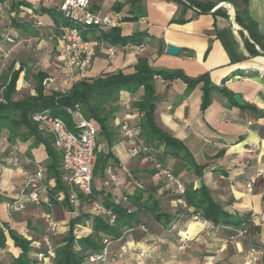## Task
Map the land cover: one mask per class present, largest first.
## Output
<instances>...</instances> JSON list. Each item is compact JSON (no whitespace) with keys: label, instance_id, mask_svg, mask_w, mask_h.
I'll return each mask as SVG.
<instances>
[{"label":"crops","instance_id":"0c3cea01","mask_svg":"<svg viewBox=\"0 0 264 264\" xmlns=\"http://www.w3.org/2000/svg\"><path fill=\"white\" fill-rule=\"evenodd\" d=\"M104 1L98 0L96 6L92 5V10L99 11L96 9H100ZM191 1L215 6L210 11L200 12L176 0H144L141 14L136 19L139 24L137 32L145 33L141 44L115 47L116 53L111 59L102 52L97 53L92 68L81 80L117 72L132 75L140 58H145L153 69L179 70L188 78L207 75L216 90L204 111H201L202 84L188 87L178 79H154L156 125L180 141L201 168L197 175L190 167L180 171L174 159L169 158L166 163L169 168L178 170L184 188L196 190L204 186L212 201L231 219H249L250 215L264 214V56L250 54L245 46V39L249 40L248 32L237 25L232 15L245 8L247 17L256 25L264 41V0H246V6L244 0ZM112 6L107 5L101 15L114 11ZM228 6H231L232 14ZM51 9L55 15L58 14L54 7ZM45 10L48 9L36 11L27 0L0 1V80L2 73H7L5 77L10 78L12 72L21 68L16 89L23 88L25 81L40 71H35L39 63L44 70H52L50 62L54 58L56 75L50 77L52 74L41 72L46 73V79L50 77L57 81L47 87L42 86L45 93L61 90L56 27L54 18ZM216 10L218 12L215 13ZM28 11L43 23L42 27L32 24ZM121 13L126 18L133 15L127 4L122 6ZM159 43L162 44L160 49ZM168 45L179 49L177 56L166 54ZM254 47L260 51L258 46ZM224 92L232 99L223 96ZM34 94L33 90L31 95ZM141 94L142 90L131 96V100H136ZM235 96L241 99L242 105L233 100ZM125 104L119 103L120 113L110 124L117 129L118 140L109 149L101 142L102 150L109 151L117 162L113 168L117 190L114 191V186L103 188L94 182V178L92 187L96 192L104 190L99 199L109 194L108 200L114 204H120L119 195L130 194L134 188L147 190L158 187L155 198L160 202L161 210L172 215L181 206L173 198L176 195L174 186L162 181L164 177L149 176L147 169L142 167L148 161H138L127 152L132 143L122 137L118 127ZM132 115L133 125L139 132L140 115ZM40 132L42 138L51 142L49 134ZM13 157L18 158L17 163L11 161ZM47 163L44 146L33 137L25 142L17 140L14 144L7 141L6 135L0 138V264H12L21 253L10 238L9 230L28 237L32 247L44 249L45 236L40 237V231H47L50 218L58 224V242L68 231L73 215L62 204L50 202V205L37 206L20 196L25 175L32 173L37 165L45 169V179L51 188L54 187V180L47 175ZM250 181L253 182L252 190L247 192L245 185ZM142 182L149 186L146 188ZM18 199H21L20 203L12 204ZM83 205L88 207L87 215L92 217L89 205L80 207ZM142 221L145 225L132 226L118 239L111 240V254L117 253L122 245H127L129 252L110 264H135L132 253L135 249L148 254L147 264H240L252 246L264 243V224L249 223L244 230L233 225H219L208 230L199 221L184 219L176 232L167 235L150 217L142 216ZM74 230L76 238L88 236L91 233L90 221L84 226H75ZM154 235H165L168 242L154 248ZM53 245L56 247L55 243ZM38 254L41 253L30 256L37 260ZM37 264L53 263L48 260ZM83 264L89 263L85 261Z\"/></svg>","mask_w":264,"mask_h":264},{"label":"trees","instance_id":"16d2710c","mask_svg":"<svg viewBox=\"0 0 264 264\" xmlns=\"http://www.w3.org/2000/svg\"><path fill=\"white\" fill-rule=\"evenodd\" d=\"M143 1L126 0V4L130 6V13L133 15L131 18H124L123 21L136 20L141 14L140 10ZM176 1L182 5L187 3L189 6L200 10V12L210 11L215 6V4H202L191 0ZM25 6L30 7L29 4ZM122 6L121 4H113L112 9L115 12H121ZM244 6H246V0H244ZM45 12L54 18L56 34L57 27L67 22L62 19L59 13L55 15L53 9L45 10ZM234 21L248 32L249 40L245 39V46L250 54L264 56V41L257 32L256 25L247 17L245 8L241 12L235 11ZM144 36L145 33L142 32L122 35L119 27L100 30L98 38L112 46L121 47L128 44L140 45ZM159 44L160 49L162 44ZM254 46H258L260 51L255 50ZM134 69L135 72L132 75H124L121 72H117L101 75L93 79L80 80L63 93H45L41 83L46 76L37 74L38 81L34 90L35 94L24 95L19 100H14L13 96L22 69L19 68L17 71L12 72L10 78H1L0 138L6 135L7 141L10 144H14L17 140L25 142L29 137H33L34 140L39 141L44 146L48 158V163L46 164L47 175L55 183L54 187L49 191L51 203H59L57 197L62 194L64 201L61 204L65 210H70L66 200L68 192L62 182V173L60 172V154L54 150L47 138H42L37 125L30 120L31 114L42 110H49L53 116L59 117L69 124L65 108L79 105L83 116L91 120L97 127L99 142H104L107 149H109L118 140V134L110 123L119 111V103L130 104L132 109H135L140 115L137 125L139 129L138 136L141 137L143 145L147 148V152L139 153L133 158L143 161L147 157L152 156L162 168L169 169L179 181L178 170L167 166L166 161L169 158L177 162L180 171L190 167L195 170L197 175L199 174L201 167L194 162L186 147L156 125L154 119L156 96L153 83L154 79L158 77L164 81L178 79L183 81L188 87L202 84L201 111L209 107L211 94L216 90V87L211 84L207 75L192 79L183 75L179 70L153 69L145 58L138 59ZM140 90H142L140 98L137 101H132L131 96H135ZM223 96L228 97L230 100L232 99V96L228 93L224 92ZM116 165L117 162L109 151H96L92 166V177L103 179L105 168L107 166L114 168ZM148 165L150 166V168H147L148 175H155L156 171L152 163L148 162ZM157 189L158 187L148 188L147 190L134 188L130 194H124L128 200L129 212L121 203L114 204L108 200L109 194L99 199L98 196H102L105 193L103 189L99 192L92 189V196L80 195L81 205L88 204L89 199H96L105 208L112 211L115 219L110 224L105 217H90L84 214L74 215L69 220L68 231L65 236L62 237L61 241L55 243V258L52 259V263L83 264L89 255L100 251L103 239L115 240L132 226L145 225V222L142 221V216L150 217L161 226L162 230L167 229L181 215L188 217L195 213H199L203 219L214 226L233 225L240 227L248 221V219H231L227 213L212 201L204 186L196 190L185 188L182 195L176 194L173 198L180 203H184V207L182 205L178 206L175 213L170 215L161 210L160 202L155 198ZM88 221H90L91 233L86 237L76 238L73 234L74 227L77 225L84 226ZM8 232L14 245L21 249L20 255L13 259L12 264H37L36 258H32L30 255L44 253L45 249L32 247L28 237L19 236L10 230ZM46 234L47 231L41 229L40 237Z\"/></svg>","mask_w":264,"mask_h":264},{"label":"built area","instance_id":"2783aa9c","mask_svg":"<svg viewBox=\"0 0 264 264\" xmlns=\"http://www.w3.org/2000/svg\"><path fill=\"white\" fill-rule=\"evenodd\" d=\"M54 9L58 12L66 24L57 27V35L55 37L57 43V58L59 62V83L60 92L68 91L72 85L81 80V78L92 68L93 60L97 53L102 52L107 59H111L116 48L107 42L98 38L100 30H109L119 28L121 22L126 16L121 12L112 11L103 15H99L92 10L91 0H59ZM228 10L232 14L233 11ZM28 18L35 27H42L43 23L28 11ZM89 31L95 32L96 36L88 38ZM137 48V47H136ZM55 78L45 79L43 86L47 87L50 83H55ZM65 113L69 118V124L59 117L53 116L49 110L37 111L31 114L30 120L37 125L38 129L51 137L52 147L60 154L62 182L67 189V202L70 215L77 216L81 206L80 195L92 196V166L96 151L102 150V144L98 139V129L91 120L86 119L79 105L65 108ZM132 108L129 104H125L124 113L122 114L118 127L123 138L132 143V147L128 149V154L132 157L139 153L147 152V148L138 138V130L133 125ZM14 151H18L17 147H13ZM146 160L152 163L156 176L166 179L169 184L175 188L176 194L184 193V186L169 169L162 168L160 164L149 156ZM13 163L18 162L17 157L11 159ZM45 169L37 165L32 173L25 175L24 185L20 191L21 198H25L27 202L34 205H50L51 187L44 176ZM253 182H248L245 187L247 192H251ZM103 188L114 186L117 190V176L111 166H107L104 170V178L101 182ZM59 203L64 201V196L57 197ZM119 201L129 212L128 200L124 195H119ZM21 199L16 200L12 204H18ZM184 207V203H180ZM89 212L92 217H105L112 224L115 216L110 209L105 208L98 200L89 199ZM10 206V205H8ZM183 219L190 221H199L203 227L208 230L215 229V226L209 221L202 218L199 213L192 214L188 217L181 215L172 225L164 230L165 234L170 235L177 230V226ZM249 223L264 224V214L250 215L248 222L241 225L244 230ZM58 224L52 218L48 220L47 234L43 238L45 252L37 255L38 261H48L55 258V250L52 238L56 235ZM75 236L77 231L74 230ZM168 237L165 235H154L152 245L154 248L166 244ZM111 241L103 239L102 248L98 253L88 256L86 262L89 264H110L115 260L122 259L128 252L127 245H122L117 253L111 254ZM135 264H147L148 254L140 249L133 252ZM264 243L247 251L240 264H264Z\"/></svg>","mask_w":264,"mask_h":264},{"label":"rangeland","instance_id":"374dc122","mask_svg":"<svg viewBox=\"0 0 264 264\" xmlns=\"http://www.w3.org/2000/svg\"><path fill=\"white\" fill-rule=\"evenodd\" d=\"M27 1H29L32 5H33V7L36 9V11H41L43 8H47V9H51V8H53L54 7V5H55V3L57 2V0H27ZM98 4V0H91V5H94V6H96ZM109 4H121V5H125L126 4V0H105L104 1V3H103V6L100 8V9H96V10H99V11H96V13H98L99 15H101V13L102 12H104L105 11V8H106V6L107 5H109ZM124 14V13H123ZM46 17V16H45ZM138 28H139V24H138V20H124V21H122L121 22V25H120V29H121V33L122 34H131V33H135V32H137L138 31ZM87 36H88V38H92V37H95L96 35H95V33L93 32V31H89L88 33H87ZM51 66H52V70H44L45 68H42V66H40V63L36 66V68H35V71H39V72H37V74H42V75H44V76H46V73H44V72H41V71H45V72H47V73H50V74H52L50 77H54L55 75H56V72H55V70H56V68H55V66H56V62H55V60H54V58L51 60ZM55 69V70H54ZM7 73H2V75L1 76H3V78L5 77V75H6ZM37 74L36 75H34V74H32L31 75V77H30V79H29V81H25V83L23 84L24 86H23V88L21 87L20 89H16L15 88V94H14V96H13V99L14 100H19V99H21L24 95H28V94H32L33 93V90H35V86H36V83H37V81H38V77H37ZM49 77V78H50ZM46 78H47V76H46ZM45 78V79H46ZM44 79V80H45ZM43 80V81H44ZM43 81H42V83H41V85H43ZM0 84H2V80H0ZM43 87V86H42ZM141 96V95H140ZM140 96L136 99V101L140 98ZM2 101V97H1V95H0V102ZM119 107V109H120V105L118 106ZM132 108V107H131ZM119 111L116 113L117 114V116L119 115ZM133 113H137V111L135 110V109H133ZM138 114V113H137ZM112 123V122H111ZM110 123V124H111ZM111 127H113V126H111ZM115 131L117 130L116 128H113ZM102 144V143H101ZM39 162H40V160H39ZM143 168H150V166L147 164V163H145V164H143V166H142ZM158 177H160V176H158ZM163 178V177H162ZM161 178V179H162ZM102 180L103 179H100L99 177H96V178H94V182L96 183V184H98V183H100L101 184V182H102ZM159 181V180H158ZM162 181H166V179H162ZM143 184H146L145 182H142ZM149 185H147L146 184V188L148 187ZM87 206L86 205H83V207H80V209H79V213L80 214H84V215H87L88 213H87ZM79 234V233H78ZM57 237H59L58 235H56V236H54L53 238H52V241H53V244L54 243H56V242H58V240H57Z\"/></svg>","mask_w":264,"mask_h":264},{"label":"water","instance_id":"95a60500","mask_svg":"<svg viewBox=\"0 0 264 264\" xmlns=\"http://www.w3.org/2000/svg\"><path fill=\"white\" fill-rule=\"evenodd\" d=\"M229 8L232 10L231 6H229ZM232 18L234 19V16L232 15ZM179 53V49L175 46H172V45H168L167 46V49H166V54L169 55V56H177ZM233 100L239 104V105H242V102H241V99L238 97V96H235L233 98Z\"/></svg>","mask_w":264,"mask_h":264}]
</instances>
